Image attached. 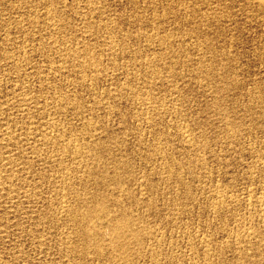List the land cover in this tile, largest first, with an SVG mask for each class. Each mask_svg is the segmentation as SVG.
<instances>
[{
	"label": "rangeland",
	"instance_id": "374dc122",
	"mask_svg": "<svg viewBox=\"0 0 264 264\" xmlns=\"http://www.w3.org/2000/svg\"><path fill=\"white\" fill-rule=\"evenodd\" d=\"M200 1L0 0V264H264V11Z\"/></svg>",
	"mask_w": 264,
	"mask_h": 264
},
{
	"label": "bare ground",
	"instance_id": "6f19581e",
	"mask_svg": "<svg viewBox=\"0 0 264 264\" xmlns=\"http://www.w3.org/2000/svg\"><path fill=\"white\" fill-rule=\"evenodd\" d=\"M194 1V0H193ZM199 1V0H198ZM203 1V0H202ZM202 1H200V3L202 2ZM205 2H206V0H204ZM234 1V0H233ZM242 1V0H241ZM244 1V0H243ZM247 1H250V2H258L257 4H259V6L260 7H258V8H261L263 11H264V0H247ZM186 2V1H185ZM197 2V1H196ZM204 2V3H205ZM203 3V2H202ZM203 3V4H204ZM207 4H208V2H206ZM186 4V3H185ZM198 4V6H199V3H197ZM206 4V5H207ZM210 4V3H209ZM256 4V5H257ZM211 5V4H210ZM203 6V5H202ZM205 6V5H204ZM246 6V5H245ZM258 6V5H257ZM213 7V6H212ZM217 7V6H216ZM250 7V6H249ZM207 8V7H206ZM221 8V7H220ZM186 9V8H185ZM209 9V8H208ZM262 10H261V12H262ZM187 11H188V9H187ZM193 11V10H192ZM197 12V11H196ZM259 12V11H258ZM203 13V12H202ZM211 13V12H210ZM197 14V13H196ZM216 14V13H215ZM259 14V13H258ZM261 14V13H260ZM204 15V14H203ZM206 15V14H205ZM204 15V16H205ZM262 15V14H261ZM212 17V16H211ZM210 20V19H209ZM214 20V19H213ZM217 20V19H216ZM206 21V20H205ZM227 23V22H226ZM202 24V23H201ZM223 24V23H222ZM165 40V39H164ZM100 208V207H99ZM95 214V213H94ZM87 218V217H86ZM77 219V218H76ZM84 220V219H83ZM82 221V220H81Z\"/></svg>",
	"mask_w": 264,
	"mask_h": 264
}]
</instances>
